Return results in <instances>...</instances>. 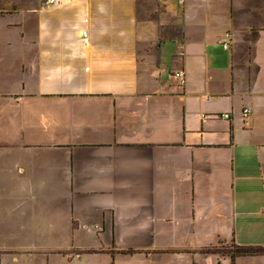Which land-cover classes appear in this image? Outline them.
Returning a JSON list of instances; mask_svg holds the SVG:
<instances>
[{"label": "crops", "instance_id": "crops-1", "mask_svg": "<svg viewBox=\"0 0 264 264\" xmlns=\"http://www.w3.org/2000/svg\"><path fill=\"white\" fill-rule=\"evenodd\" d=\"M0 123L21 228L93 224L110 242L71 246L104 264H264L232 250L264 248V0H0Z\"/></svg>", "mask_w": 264, "mask_h": 264}, {"label": "rangeland", "instance_id": "rangeland-1", "mask_svg": "<svg viewBox=\"0 0 264 264\" xmlns=\"http://www.w3.org/2000/svg\"><path fill=\"white\" fill-rule=\"evenodd\" d=\"M220 47L224 50L222 44ZM0 132L9 135L10 129L0 123ZM4 147L0 149H7ZM21 159V156L11 155L9 150H3L0 155V221L4 218L0 226L12 227H0V264H104L110 260L103 253H83L71 246H93L101 240L109 243L110 236L96 234L93 224L88 226L89 231L81 229L74 235L40 234L34 225L29 229L21 228L40 222L41 214V210L25 211L29 208L25 199L38 197L29 187L30 178L24 174L11 177L4 173V169L15 172L16 165L22 164Z\"/></svg>", "mask_w": 264, "mask_h": 264}, {"label": "built area", "instance_id": "built-area-1", "mask_svg": "<svg viewBox=\"0 0 264 264\" xmlns=\"http://www.w3.org/2000/svg\"><path fill=\"white\" fill-rule=\"evenodd\" d=\"M48 2L53 3L55 2V0H48ZM87 33H88L87 30H84L82 32V36H84L85 38L87 36ZM231 39H232V32L230 30H227L223 34L222 38H220V42L224 49H229L231 47ZM84 40L85 42H87L86 38ZM184 75H185L184 70H179L175 73V76H177L179 79L184 78ZM242 111L244 115H247L250 109L248 107H244ZM220 116L223 118L229 119L231 117V114L228 112H225V113H221ZM232 250L234 251V248H232Z\"/></svg>", "mask_w": 264, "mask_h": 264}, {"label": "trees", "instance_id": "trees-1", "mask_svg": "<svg viewBox=\"0 0 264 264\" xmlns=\"http://www.w3.org/2000/svg\"><path fill=\"white\" fill-rule=\"evenodd\" d=\"M264 248L260 247H252V246H235L234 247V254H241V253H250V254H255V253H260L263 252Z\"/></svg>", "mask_w": 264, "mask_h": 264}]
</instances>
